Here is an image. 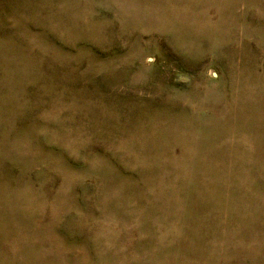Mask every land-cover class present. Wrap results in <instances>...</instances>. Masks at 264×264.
<instances>
[{
	"label": "rangeland",
	"instance_id": "obj_1",
	"mask_svg": "<svg viewBox=\"0 0 264 264\" xmlns=\"http://www.w3.org/2000/svg\"><path fill=\"white\" fill-rule=\"evenodd\" d=\"M0 264H264V0H0Z\"/></svg>",
	"mask_w": 264,
	"mask_h": 264
}]
</instances>
